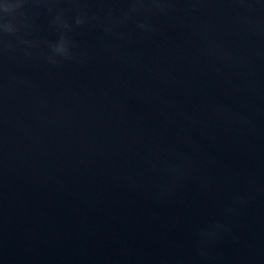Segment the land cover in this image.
<instances>
[{"label": "water", "instance_id": "obj_1", "mask_svg": "<svg viewBox=\"0 0 264 264\" xmlns=\"http://www.w3.org/2000/svg\"><path fill=\"white\" fill-rule=\"evenodd\" d=\"M8 23L0 264H264V0H23Z\"/></svg>", "mask_w": 264, "mask_h": 264}, {"label": "clouds", "instance_id": "obj_2", "mask_svg": "<svg viewBox=\"0 0 264 264\" xmlns=\"http://www.w3.org/2000/svg\"><path fill=\"white\" fill-rule=\"evenodd\" d=\"M22 2L23 0H15V2H11V0H0V13H10L14 9L19 8ZM75 22L76 24H82L84 23V18L82 16H77ZM54 23L59 24L64 29L71 28V25L67 21L63 20L60 15L56 16ZM0 27L8 32L14 31V27L11 23L0 25ZM141 27H143V25H141ZM49 46L53 56L70 58L71 41L66 34H62L56 42L51 43Z\"/></svg>", "mask_w": 264, "mask_h": 264}]
</instances>
